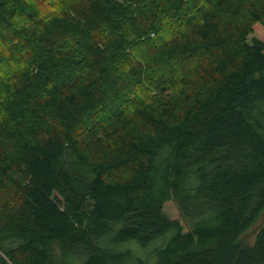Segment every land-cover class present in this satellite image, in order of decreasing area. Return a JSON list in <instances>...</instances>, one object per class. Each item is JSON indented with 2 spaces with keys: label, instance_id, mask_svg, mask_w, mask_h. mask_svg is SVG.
Listing matches in <instances>:
<instances>
[{
  "label": "trees",
  "instance_id": "obj_1",
  "mask_svg": "<svg viewBox=\"0 0 264 264\" xmlns=\"http://www.w3.org/2000/svg\"><path fill=\"white\" fill-rule=\"evenodd\" d=\"M36 6L0 0V264H264V0Z\"/></svg>",
  "mask_w": 264,
  "mask_h": 264
},
{
  "label": "rangeland",
  "instance_id": "obj_2",
  "mask_svg": "<svg viewBox=\"0 0 264 264\" xmlns=\"http://www.w3.org/2000/svg\"><path fill=\"white\" fill-rule=\"evenodd\" d=\"M25 1H27L28 4L37 5L36 7L38 8H39V5H42V3L44 2V0H32V1L25 0ZM252 27H253V33L249 36V40L252 41V39L256 38L264 42L263 25L260 23H255L253 24ZM164 211L170 218L181 221L180 212L177 209L174 202L172 201L167 202L164 207ZM251 237L254 238V235H251L250 238ZM157 245H159V243ZM154 249H155L154 245H152L149 248H142L136 241H131V242L122 244L118 248V251L130 250L134 253L133 256L135 258H141L142 260H145L149 264H151L153 261L151 256H152V252ZM51 256L55 264H83V261L79 259L78 257H76L75 255H65L58 243L53 244L52 249H51Z\"/></svg>",
  "mask_w": 264,
  "mask_h": 264
}]
</instances>
